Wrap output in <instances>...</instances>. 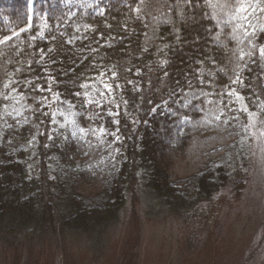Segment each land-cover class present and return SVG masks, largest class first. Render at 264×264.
I'll return each mask as SVG.
<instances>
[{
    "label": "trees",
    "instance_id": "trees-1",
    "mask_svg": "<svg viewBox=\"0 0 264 264\" xmlns=\"http://www.w3.org/2000/svg\"><path fill=\"white\" fill-rule=\"evenodd\" d=\"M28 3L0 0V40L31 25L0 42L3 240L45 232L60 243L67 229L105 231L118 222L127 194L137 193L139 174L161 204L178 210H195L229 182L242 157L247 110L264 119V0H209L217 7L198 9L184 0H32V13ZM241 3L244 14L236 11ZM205 12L216 20H191ZM45 72L55 81L51 92ZM81 84L88 85L84 99L99 101L82 120L62 103H77L71 93L85 91ZM37 85L45 91L32 92ZM13 87L46 97L44 104L19 95L5 100ZM60 111L95 129L79 151L61 150L59 125H71ZM42 112H56L57 124Z\"/></svg>",
    "mask_w": 264,
    "mask_h": 264
},
{
    "label": "rangeland",
    "instance_id": "rangeland-1",
    "mask_svg": "<svg viewBox=\"0 0 264 264\" xmlns=\"http://www.w3.org/2000/svg\"><path fill=\"white\" fill-rule=\"evenodd\" d=\"M244 130L229 182L195 210L161 204L139 174L112 227L0 235V264H264V119L247 110Z\"/></svg>",
    "mask_w": 264,
    "mask_h": 264
},
{
    "label": "snow or ice",
    "instance_id": "snow-or-ice-1",
    "mask_svg": "<svg viewBox=\"0 0 264 264\" xmlns=\"http://www.w3.org/2000/svg\"><path fill=\"white\" fill-rule=\"evenodd\" d=\"M64 3H71V0H64ZM184 3L187 4V5L192 6L194 9L201 8V7L205 6V5L208 6V7H212V8L217 7V5H213V4L209 3V0H204V4H201L199 2V0H195V2H194V0H184ZM177 6H179V5H177ZM219 7H227V4L219 5ZM27 9H28L29 13H32L34 11L32 0H29V3L27 4ZM236 11H237V13L244 14V13H246L248 11V9H247V7H245V5L243 3H241L240 6L236 9ZM36 15L39 16L40 14L36 13ZM40 18L42 20L46 21V17L41 16ZM28 19L31 20L32 17L29 16ZM201 19L216 20L215 12H213L211 14L205 12L199 18H197L195 14L191 17V20L194 23H199V20H201ZM238 19L243 21V20L247 19V16L246 15H241V16L238 17ZM230 23H231V21H226L224 23V27L228 28ZM218 24H219V21H217V25ZM29 27H31V25H29ZM45 27H47V23L46 22H45ZM26 30L27 29H22V31H26ZM205 30L208 31L209 33H211V29L210 28L205 29ZM262 31H264V30H262ZM40 36H41V38H43L44 37V33L41 32ZM68 43H71V41H68ZM48 51L49 52H53L54 50L50 48ZM145 51H147V49H145ZM259 55H260L261 58H264V47H261L259 49ZM167 63H168V61H166V60L165 61H161V64H167ZM93 67H96V66H93ZM63 71H66V70H63ZM165 74L167 75V73H165ZM103 75H104V73H101V76H103ZM112 75L115 76L116 73L113 72ZM44 81H45V83H47L49 85L48 88H47V91L51 92L52 91L51 85H52L53 82H55L54 78H50L49 74L47 72H45ZM14 83L15 84H21L22 82L16 81ZM129 83H131V81H129ZM32 84H33L32 80H28L27 81V85L29 87ZM4 87H5V89H8L9 88V84H5ZM105 87L108 88L110 86L109 85H105ZM117 87H119V85H117ZM80 88L85 89V91H83V92L75 91V92L71 93V95L77 100V103H72V102H68V101H63L62 103H64L66 105L67 111L71 114V116L79 117L82 120V119H84V113L89 111V107H87V106L98 105L99 101L98 100H93V99H87V100L84 99V97L89 96V92L87 91L88 85L81 84ZM31 91L32 92H35V91L44 92L45 89L43 87H41L40 85H37L35 88H31ZM11 92H12L11 96L5 95L3 98L5 100H9V99H12L14 96L19 95V101H23L25 99H31L32 101H34L35 103L40 104V105H43L44 104V100L46 99V97H45V98H42L41 100H36V97L34 95H27L26 96L24 94L17 93L16 87H13L11 89ZM97 95H103V93H99L98 92ZM60 96H61L60 93H54L53 94V99L58 101V102H60ZM19 101H17V103H19ZM73 108H78L79 111L73 112L72 111ZM13 111L16 113L17 117H19V115L21 114L20 113V109H14ZM33 111L35 112L36 109H33ZM153 111H155V109H153ZM41 114L45 115V116H51V123L53 125L57 124V120L55 119V117L57 115L56 112H52V113L42 112ZM8 115L12 116V113H9ZM59 115L61 117H64L66 123L71 125V129L70 130L66 129L64 124H60L59 125L60 129L64 130V132L56 134V135H63L64 136V143L61 145L62 152L67 153L70 150L79 151L80 149L78 147V144L84 142V138L86 136L93 135L95 133V129L91 128L90 126H81L80 123L77 120H75V119L68 120L67 117L65 116V112L64 111H60ZM109 115L111 116L112 113L109 112ZM87 119L89 121H91L93 119V117L92 116H88ZM110 122L111 123H115L117 125L119 124V120L118 119L114 120V121H110ZM24 123L27 124L29 122H28L27 119H25ZM8 127L11 128L13 126L9 125ZM100 130H101V132L104 131L103 128H101ZM118 131H119V129L117 128V132ZM41 134H43V133H41ZM111 135L114 136L117 141L120 139V137L118 135H116V133H111ZM33 139L35 141V137ZM47 140L53 141V144L51 145L52 147L56 146L55 143H54L53 134H48L47 135ZM49 147H50V145L47 144V143L44 145L45 149H47Z\"/></svg>",
    "mask_w": 264,
    "mask_h": 264
}]
</instances>
